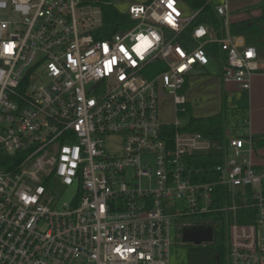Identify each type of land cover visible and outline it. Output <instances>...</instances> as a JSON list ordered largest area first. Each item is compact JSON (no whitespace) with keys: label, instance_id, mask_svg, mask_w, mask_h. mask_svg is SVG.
<instances>
[{"label":"built area","instance_id":"built-area-1","mask_svg":"<svg viewBox=\"0 0 264 264\" xmlns=\"http://www.w3.org/2000/svg\"><path fill=\"white\" fill-rule=\"evenodd\" d=\"M104 1L0 0V264H171V217L215 212L229 224V264H264L252 139L227 131L218 176L199 181L188 160L212 142L160 118L162 93L186 112L208 45L224 53V82L249 91L257 47L231 32L228 2L216 5L222 36L191 28L201 10L185 15L182 0L131 4L107 33ZM240 207L254 209L246 222Z\"/></svg>","mask_w":264,"mask_h":264},{"label":"trees","instance_id":"trees-1","mask_svg":"<svg viewBox=\"0 0 264 264\" xmlns=\"http://www.w3.org/2000/svg\"><path fill=\"white\" fill-rule=\"evenodd\" d=\"M182 2L194 11L201 10L191 28L199 23L213 24L217 28L219 34L222 36L224 35L225 19L217 13L216 4L213 0H182ZM101 8L104 19L103 27L107 33L115 32L118 29L117 23L125 19L126 14L115 5L112 0H105L101 3ZM254 9H260L261 11L256 16H250L245 20L231 22L230 30L232 33L244 35L249 43L255 44L262 50L264 49L262 42L264 39V0L254 6L248 7L246 11L250 13ZM206 48L213 56H220V58L224 57V53L221 52L217 46L208 45ZM245 101L247 102V98ZM237 107L247 110L248 105L243 102L241 104L238 103ZM230 110L231 108L226 98L224 99L222 110L208 116H194L192 107L186 105L185 113L189 115L190 119L185 130L202 134V136L210 140L213 145V148L208 151H198L190 156L188 160L189 165L199 169V174H196L195 180L205 182L213 179L215 180L218 176L215 171L216 165L226 161L228 152V137L226 132L229 129L227 119ZM170 130L172 131V128H170ZM242 136L246 137V135ZM250 138L252 139L254 147H264V136L251 135ZM227 204H230V201H228ZM247 211L253 212L254 215V209L248 210V208L245 209L240 207V222L247 221V219H245V213ZM221 213L222 212H215L211 214L218 220L220 225V227H218L219 225L209 224L213 227L216 234L214 235V240L208 245L191 248L189 251L188 264H229V224L227 221H224V223L221 222ZM250 220H252V217Z\"/></svg>","mask_w":264,"mask_h":264},{"label":"rangeland","instance_id":"rangeland-1","mask_svg":"<svg viewBox=\"0 0 264 264\" xmlns=\"http://www.w3.org/2000/svg\"><path fill=\"white\" fill-rule=\"evenodd\" d=\"M144 0H118L116 5L121 9H128L131 4L140 3ZM220 0H214L217 3ZM221 3H224L223 0ZM185 15H191L194 10L186 6L184 3L180 4ZM80 16V12L78 13ZM42 71V69H41ZM199 73H192L188 80L186 95L187 98L194 101V116H204L210 115L215 112H218L220 109V92H221V83L220 76L215 72V78L212 77H202ZM213 80L217 82L214 84ZM216 86V87H215ZM216 88V92H213ZM211 93V94H208ZM161 120L166 123L174 122L177 118L182 121V123L188 124L189 115L186 113H180L179 116L175 111V105L171 96L167 93H162L161 95ZM245 115L239 112L232 111L228 115L227 124L228 127L232 128H241L239 132L248 131V127L245 123ZM108 149L112 152H118L119 139L118 137H111L107 139ZM120 149V148H119ZM184 224L190 225H209L215 224L219 225L218 220L213 215H193V216H172L171 217V264H188L189 260V251L191 248H198L210 243L203 242L197 244L195 242H186L183 238V228ZM220 227V225L218 226ZM227 231V230H226Z\"/></svg>","mask_w":264,"mask_h":264},{"label":"crops","instance_id":"crops-1","mask_svg":"<svg viewBox=\"0 0 264 264\" xmlns=\"http://www.w3.org/2000/svg\"><path fill=\"white\" fill-rule=\"evenodd\" d=\"M221 1L222 0L215 3L213 0V2L216 5L221 4ZM261 1L263 0H223V2L229 3L231 22L245 20L250 16L258 15L261 11L260 9H254L250 13L247 12L246 9L248 7L260 3ZM236 35H241V34H236ZM262 42L264 46V39ZM257 49L259 52V61H258L259 69L253 76L252 87L249 91L239 90L235 84L224 82L222 78L221 62L219 61L220 56H212L211 62L208 66L204 68H198L193 72V73L201 74L200 76L202 77L207 76V77L215 78L214 77L215 72L217 75L220 76L221 102H220V109L218 112L222 110L224 99L226 98L231 108L230 113L232 111H235L244 114L246 116L245 123L248 127V131L243 130V132H239L241 128H234L235 126L232 128L229 127L228 131L240 136L246 135V137L245 136L244 137L247 139H250L251 135L264 136V49L260 50L258 47ZM188 80L185 91L187 90ZM213 82L215 84L217 81L213 80ZM213 92H216V88L214 89ZM246 98H247V102L245 101ZM243 102H245L248 105L247 110H243L240 107H237L238 103L241 104ZM187 105H190L192 107V110H194V101L188 99ZM218 112H215L213 114H216ZM204 116H208V115H204ZM197 117H202V116H197ZM251 159L256 167L264 168V147H254L253 153L251 155Z\"/></svg>","mask_w":264,"mask_h":264},{"label":"water","instance_id":"water-1","mask_svg":"<svg viewBox=\"0 0 264 264\" xmlns=\"http://www.w3.org/2000/svg\"><path fill=\"white\" fill-rule=\"evenodd\" d=\"M183 238L186 242H195L201 244L203 242H211L214 238L213 227L208 225H192L183 230Z\"/></svg>","mask_w":264,"mask_h":264},{"label":"snow or ice","instance_id":"snow-or-ice-1","mask_svg":"<svg viewBox=\"0 0 264 264\" xmlns=\"http://www.w3.org/2000/svg\"><path fill=\"white\" fill-rule=\"evenodd\" d=\"M172 3H173V0H169V4H168V6H169L170 8L172 7ZM173 11H175L174 8H173ZM177 14H178V13H177ZM169 23H173V21L171 20V17H169ZM142 39H144L145 41H147V38H142ZM147 43H148V45L150 46V41H148ZM11 50H12V45H7V46L5 47V51L11 53ZM105 50H107V46H105ZM140 51H141V50L138 49V54H139ZM249 55H251V53H249ZM109 63L111 64V62H109ZM181 70H182V69H181ZM118 251H119V250H118Z\"/></svg>","mask_w":264,"mask_h":264},{"label":"flooded vegetation","instance_id":"flooded-vegetation-1","mask_svg":"<svg viewBox=\"0 0 264 264\" xmlns=\"http://www.w3.org/2000/svg\"><path fill=\"white\" fill-rule=\"evenodd\" d=\"M196 226H198V225H196ZM214 235H216V234H215V231H214Z\"/></svg>","mask_w":264,"mask_h":264}]
</instances>
